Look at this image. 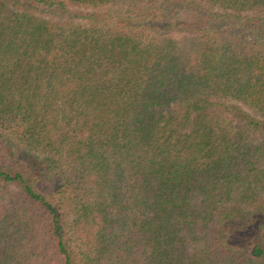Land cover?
Masks as SVG:
<instances>
[{
    "label": "trees",
    "instance_id": "trees-1",
    "mask_svg": "<svg viewBox=\"0 0 264 264\" xmlns=\"http://www.w3.org/2000/svg\"><path fill=\"white\" fill-rule=\"evenodd\" d=\"M0 264H264V0H0Z\"/></svg>",
    "mask_w": 264,
    "mask_h": 264
}]
</instances>
